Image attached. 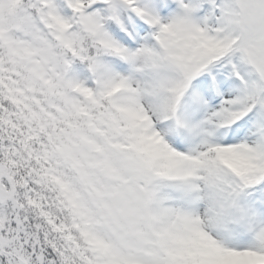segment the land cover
I'll return each mask as SVG.
<instances>
[{
    "label": "snow or ice",
    "instance_id": "obj_1",
    "mask_svg": "<svg viewBox=\"0 0 264 264\" xmlns=\"http://www.w3.org/2000/svg\"><path fill=\"white\" fill-rule=\"evenodd\" d=\"M0 264H264V0H0Z\"/></svg>",
    "mask_w": 264,
    "mask_h": 264
}]
</instances>
